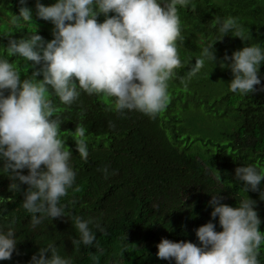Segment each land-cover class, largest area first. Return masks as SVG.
Here are the masks:
<instances>
[{"label":"trees","instance_id":"16d2710c","mask_svg":"<svg viewBox=\"0 0 264 264\" xmlns=\"http://www.w3.org/2000/svg\"><path fill=\"white\" fill-rule=\"evenodd\" d=\"M40 2L51 5L55 0ZM20 6L19 0H0V47L7 46L9 36L19 39L35 30L46 41L54 38V25L35 15L36 0H27L26 5L33 10V23L13 25L12 16ZM179 15L184 39L177 43L183 67L169 84L166 109L155 119L138 112L116 113L108 99L84 92L71 106L49 97L77 172L73 188L63 199L68 215L46 219L33 229L30 214L22 207L28 185L21 184L14 192L12 181L0 175V226L12 224L18 241L11 259L0 264H30L48 243H55L74 264H175L156 256L161 239L198 245L194 230L210 220L217 231L222 230L218 218L210 215L212 195L218 193L222 203L235 207L243 197V182L236 181L235 169L250 163L264 169V91L230 92L232 73L219 61L248 43H264V0H191L179 9ZM215 16L238 18L249 39L229 34L216 41L217 62L206 63L185 86L181 77L187 78L202 47L218 35ZM97 20L103 22L104 16ZM0 53L14 64L21 79L31 75L33 69L22 59L7 56L2 48ZM260 76L264 85V65ZM80 125L86 129L87 160L80 158L75 147L73 133ZM105 166L109 167L107 178L100 171ZM21 171L27 174V169ZM260 187L264 189V181ZM246 195L255 201L264 231V200L258 191ZM73 216L92 218L104 227V232L93 228L103 254L94 246L73 244L79 238ZM260 252L264 264V248Z\"/></svg>","mask_w":264,"mask_h":264},{"label":"clouds","instance_id":"9594fccd","mask_svg":"<svg viewBox=\"0 0 264 264\" xmlns=\"http://www.w3.org/2000/svg\"><path fill=\"white\" fill-rule=\"evenodd\" d=\"M190 2L55 0L45 5L36 0L35 15L54 25V38L46 41L35 30L19 39L9 36L7 46L0 47L7 56L22 59L33 69L30 76L21 79L14 64L0 53V175L12 181L10 188L14 192L20 190L21 184L28 185L22 207L30 214L33 229L46 219L67 217L63 199L77 177L71 164L73 153L60 136L61 121L54 118L57 109L49 97L71 106L84 92L108 99L110 110L116 113L138 112L155 119L166 109L169 84L183 67L177 43L184 39L179 9ZM19 3V13L12 16V24L33 23V10L26 6L27 0ZM100 15L104 16L103 22L97 20ZM213 27L218 35L202 47L187 78L181 77L185 86L206 63L217 62L213 48L216 41L229 34L242 41L249 39V31L236 17L215 16ZM219 63L232 73L230 92L249 95L264 91L260 76L264 43H248L230 56L226 54ZM39 76L42 79H37ZM73 135L80 158L87 160L86 129L80 125ZM24 169L26 175L22 174ZM100 171L105 178L110 174L108 166ZM235 179L243 182V197L237 206L222 203L218 193L209 201L210 215L218 218L221 231L210 220L194 230L198 245L163 238L156 245V256L175 264H261L264 231L259 227L261 219L255 201L246 193L258 191L264 200V189L260 187L264 169L251 163L239 166ZM216 180H221L219 171ZM72 220L79 233L73 244L94 246L97 253L103 254L93 231H105L99 221L82 216H73ZM16 231L12 224L0 226V261L11 259L16 251ZM30 264L74 262L61 255L55 243H48L32 256Z\"/></svg>","mask_w":264,"mask_h":264}]
</instances>
